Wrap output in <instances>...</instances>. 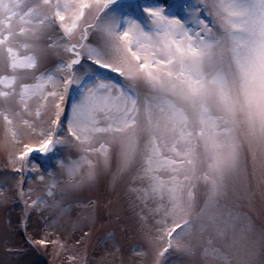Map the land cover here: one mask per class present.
<instances>
[{"label": "snow or ice", "instance_id": "obj_1", "mask_svg": "<svg viewBox=\"0 0 264 264\" xmlns=\"http://www.w3.org/2000/svg\"><path fill=\"white\" fill-rule=\"evenodd\" d=\"M0 129L44 197L65 176L125 183L146 264L205 234L203 264H264V226L225 203L264 201V0H0Z\"/></svg>", "mask_w": 264, "mask_h": 264}, {"label": "rangeland", "instance_id": "obj_2", "mask_svg": "<svg viewBox=\"0 0 264 264\" xmlns=\"http://www.w3.org/2000/svg\"><path fill=\"white\" fill-rule=\"evenodd\" d=\"M169 2L181 5L185 0ZM57 53L56 49L50 50L49 68L61 58L62 53ZM71 152L74 157L80 155L76 149H71ZM60 155L66 156L68 152ZM32 159L38 162L41 155H33ZM46 168L51 170L47 165ZM22 179L25 181L23 185L20 183ZM62 179V190L57 191L55 197H44L47 191L45 182L31 171L24 177L17 173L8 152L0 144V264H146L137 255L138 249L134 250L135 246L144 243V233L138 223L142 206H131L132 198L126 184H112L101 179L96 183L85 181L79 187H72L81 181V176L71 181L67 176ZM21 191L25 193L23 198L19 195ZM250 192L254 194L251 200L244 197L237 187L235 192L229 193L225 203L246 213L259 229L264 226V201L255 185ZM37 196L44 197L47 202L29 207ZM89 202L92 204L89 210L94 212V217L88 221L85 231L89 236L84 238L80 231L84 225L82 214ZM196 211H199V206ZM207 238L208 234H205L203 240L198 241L194 236L192 243L197 253L175 252L169 257V264H203L199 248ZM36 239L46 241L45 246L31 248L27 245V240L30 244ZM104 241H108L107 246H104ZM215 242L221 243L219 240Z\"/></svg>", "mask_w": 264, "mask_h": 264}, {"label": "bare ground", "instance_id": "obj_3", "mask_svg": "<svg viewBox=\"0 0 264 264\" xmlns=\"http://www.w3.org/2000/svg\"><path fill=\"white\" fill-rule=\"evenodd\" d=\"M6 177L9 178L8 175Z\"/></svg>", "mask_w": 264, "mask_h": 264}]
</instances>
